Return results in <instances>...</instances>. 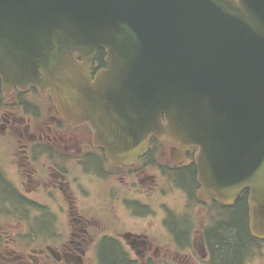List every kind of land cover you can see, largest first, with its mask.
Returning a JSON list of instances; mask_svg holds the SVG:
<instances>
[{"label": "water", "instance_id": "1", "mask_svg": "<svg viewBox=\"0 0 264 264\" xmlns=\"http://www.w3.org/2000/svg\"><path fill=\"white\" fill-rule=\"evenodd\" d=\"M0 76L50 89L114 161L152 133L199 146L200 195L248 190L264 239V0H0Z\"/></svg>", "mask_w": 264, "mask_h": 264}, {"label": "flooded vegetation", "instance_id": "2", "mask_svg": "<svg viewBox=\"0 0 264 264\" xmlns=\"http://www.w3.org/2000/svg\"><path fill=\"white\" fill-rule=\"evenodd\" d=\"M197 151L150 135L114 162L49 90L0 78V264H222L215 236L236 204L199 199ZM247 217L253 241L238 264H264Z\"/></svg>", "mask_w": 264, "mask_h": 264}, {"label": "trees", "instance_id": "3", "mask_svg": "<svg viewBox=\"0 0 264 264\" xmlns=\"http://www.w3.org/2000/svg\"><path fill=\"white\" fill-rule=\"evenodd\" d=\"M102 56L104 55L100 52L99 57ZM233 211L230 221L222 228L220 226L221 229L219 228V233L215 236V241L220 246L218 258L222 264H238L244 246L250 239L253 241L247 231V195L238 200Z\"/></svg>", "mask_w": 264, "mask_h": 264}, {"label": "rangeland", "instance_id": "4", "mask_svg": "<svg viewBox=\"0 0 264 264\" xmlns=\"http://www.w3.org/2000/svg\"><path fill=\"white\" fill-rule=\"evenodd\" d=\"M175 187H173L172 189H174ZM172 194H179V191L177 189L172 191Z\"/></svg>", "mask_w": 264, "mask_h": 264}]
</instances>
